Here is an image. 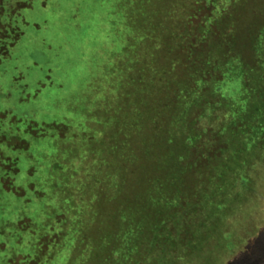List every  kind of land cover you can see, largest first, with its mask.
<instances>
[{
    "label": "rangeland",
    "instance_id": "obj_1",
    "mask_svg": "<svg viewBox=\"0 0 264 264\" xmlns=\"http://www.w3.org/2000/svg\"><path fill=\"white\" fill-rule=\"evenodd\" d=\"M109 1L29 0L31 7L20 12L22 37L8 49V56L0 58L1 113L14 116L13 122L34 120L37 125L28 129L38 137L53 135L55 140L69 135L70 130L88 134L92 146L98 147L105 136L91 123L96 117L112 114L105 111H111V98L119 96V74L116 70L113 76L111 69L126 63L119 45L109 39L112 34L119 35V26L112 23L116 17L107 10ZM222 2L218 3L224 11L218 15L222 20L219 25L205 35L200 33L212 7L195 5L190 24L182 19L176 37L158 49L160 71L154 72L153 78L169 81L174 88L169 96L159 97L160 109L178 101L180 91L185 94L196 85L202 90L193 99V116L186 124L188 130L201 136L199 142L196 144L198 138L192 145L185 144L186 135L165 139L163 155L174 152L171 159L177 161V171L173 174L174 166L164 160L154 165L130 160L120 167L117 161L116 172L119 175L121 169V175L131 176L128 188L133 186L137 193V207L133 204L129 210L120 204L119 177L104 164L102 148V159L97 158L99 168L92 159L62 165L64 176L72 175L64 178L61 187L55 183L60 200L56 199L62 205L57 210L62 211L58 219L69 221L59 227L63 228L59 229V243L74 244L69 262L74 259V264H84L86 253L91 256L88 262L119 264L109 260L106 250L118 246L132 229L144 227L146 233L150 230L153 235L155 230L158 234L163 251L155 256L159 264H264V58L249 47L251 39L264 41V0ZM1 36L6 35L1 32ZM217 45L224 48V56L215 66L212 63L217 60L211 58ZM2 48L0 54L4 53ZM132 54L138 52L132 50ZM128 115H119L118 129L112 130L117 152L119 130L134 126L135 118ZM86 119L88 122H83ZM101 122L107 125L105 119ZM83 123L91 128L78 129L76 125ZM41 125L45 127H37ZM50 125L58 131H47ZM107 142L111 146L112 135ZM40 149L42 152L41 145ZM68 152L67 156H75ZM168 173L178 179L173 194L151 208L150 197H144L142 191L149 193L150 188L158 187V177L163 179ZM104 175L118 178L106 184L101 179ZM46 196L40 194L41 198ZM66 197L70 204L71 199L76 200L78 209L72 206L68 211L78 215L72 226L65 214L69 206L62 202ZM128 211H138L139 217L134 213L128 217ZM85 246L88 252L85 248L84 253Z\"/></svg>",
    "mask_w": 264,
    "mask_h": 264
},
{
    "label": "trees",
    "instance_id": "obj_2",
    "mask_svg": "<svg viewBox=\"0 0 264 264\" xmlns=\"http://www.w3.org/2000/svg\"><path fill=\"white\" fill-rule=\"evenodd\" d=\"M228 1L232 3L234 0ZM219 2L220 0L109 1L107 10L114 18L116 17V22L112 23L119 26V35L112 34L109 39L116 46L119 45L120 50L118 51L125 57L123 60L126 63L122 65L119 63V66L113 65V69H111L113 76L116 77V70L119 74V96L112 97L108 103L111 111L107 112L106 110L105 112L112 114L102 118L106 120L107 125L104 126V122L101 124L102 119L98 117L95 122L91 123L94 129L105 136L104 139L101 138L97 148L92 146L88 134L82 132L69 130V135L65 133V137L57 136L55 140L53 135L38 137L33 133V129H28L31 124L37 125L34 120L22 119L19 122H13L14 116H10L8 112L1 113L0 111V264H74V259L69 262L73 242L59 243V227L69 224L66 218L58 219L62 211L57 210L62 208V205L57 201V199L60 200V197L55 187V183L61 187V184L65 182L64 178L72 176H64L66 171L61 172L64 163H82L86 159H92L94 167L99 168L97 158L102 159L99 154V150L102 148L105 157L102 160H106L104 164L108 165L109 171L115 177L116 174L118 175L114 167L117 161L120 167L123 162L133 160L153 165L154 163L162 164L164 160L166 164L174 166L173 174L177 171L175 164L177 161L175 160V163L172 161L174 152L170 150L168 156L163 155V150L166 147L165 139L167 141L177 140L179 136L185 137L186 135L189 137L185 144L192 145L198 138L196 144L199 142L201 136L195 132L192 133L190 129L188 130L186 124L193 116L190 111L193 109V99L198 98L202 90L196 85L185 94H183L184 91H180L182 97L178 98V101L171 103L164 110L160 109L157 104L159 97L169 96L174 88L169 81L153 78V73L160 71L158 49L167 40L176 37V31L179 30L182 19L185 18V24H190V19L193 17L192 9L195 8V5L201 4L200 7L204 5L205 8L212 7L211 14L204 17L200 33L205 35L207 31L219 25L222 20H218V15L220 16L224 12L222 8L218 7ZM222 3L225 4L226 0H223ZM0 4L2 8L0 12L1 32L6 35L0 37V49L4 45L3 40L8 42L5 43V48H2L4 53L0 54V58L4 59L9 55L8 49H13L15 43L22 37L19 29L21 27L20 12L31 6L29 0H0ZM236 26L237 23H235V28ZM251 40H249L250 50H254L255 54H260L263 59L264 41ZM217 47L219 48L215 47L213 53L215 56L211 58L213 62L217 60L216 63H212L215 66L220 63V57L224 56V48L221 49L220 45ZM132 50L137 51L138 55L134 56ZM171 90L173 91L171 92ZM128 113H132L135 118L134 126L130 130H119V133L124 135H120L123 137L122 139L119 136V152H117L118 144L114 139L116 134L112 130L118 129L119 115H121L120 118L128 117ZM79 121L76 122L79 123ZM85 121L88 122L87 119L83 122ZM84 124L76 126L80 129ZM108 124H110V128ZM83 127L91 128L89 124ZM47 131L56 133L58 130L55 125H50L47 127ZM110 135H112L111 146L107 142ZM45 139L52 143L47 145ZM40 145L43 147L42 152ZM68 151L73 152L72 154L75 156H67ZM64 154L65 158L62 157ZM169 156L170 159L172 158L171 160H168ZM120 170L118 175L119 186H121L119 201L123 208L130 210L131 205H136L134 200L137 193L134 194L133 186L131 189L128 188L127 181L131 176L121 175ZM169 176L168 173L163 179L158 177L157 180L160 181V184L156 188L153 187L152 191L150 188L149 193L142 191L144 197L147 199L150 197L151 208L159 202L168 200L170 192L172 193L173 186L176 185L175 182L178 179ZM101 179L106 184L115 182V179H110L105 175ZM91 185L93 184L91 183ZM146 190L147 188L144 189V191ZM93 192L96 191L93 190ZM40 194H45L48 198H41ZM62 200L69 206L65 214L72 226L73 218L78 215L69 214L68 211L72 206L77 209L76 200L71 199L73 204L69 203L67 197ZM84 202L87 203V200L82 203ZM132 213L137 214L138 211H128L126 215ZM128 217L124 218L127 224ZM146 232L147 229L144 227H137L129 231L118 246L114 245L106 250L109 260L114 259L115 262L118 260L119 264H159L156 263L155 256H158V252L163 251L162 246L158 243V234L155 230L153 235L151 232L152 236L150 230L148 233ZM119 240L121 239L119 238ZM58 244H60L59 247ZM86 247L82 249V252ZM91 247L89 245L87 248L91 251ZM87 248L86 252H88ZM93 251L94 249L90 253L91 255ZM87 256L86 253L83 256L87 258L84 264H87L88 258L90 260L91 256ZM94 261L88 262V264H100Z\"/></svg>",
    "mask_w": 264,
    "mask_h": 264
}]
</instances>
